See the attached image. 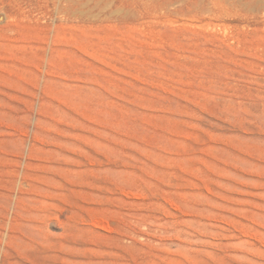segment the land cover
Masks as SVG:
<instances>
[{
  "label": "rangeland",
  "instance_id": "374dc122",
  "mask_svg": "<svg viewBox=\"0 0 264 264\" xmlns=\"http://www.w3.org/2000/svg\"><path fill=\"white\" fill-rule=\"evenodd\" d=\"M0 18V264H264V0Z\"/></svg>",
  "mask_w": 264,
  "mask_h": 264
},
{
  "label": "bare ground",
  "instance_id": "6f19581e",
  "mask_svg": "<svg viewBox=\"0 0 264 264\" xmlns=\"http://www.w3.org/2000/svg\"><path fill=\"white\" fill-rule=\"evenodd\" d=\"M0 19H2V18H0Z\"/></svg>",
  "mask_w": 264,
  "mask_h": 264
}]
</instances>
